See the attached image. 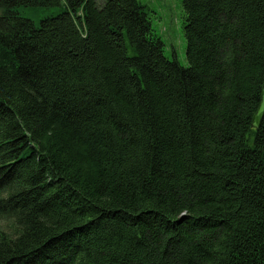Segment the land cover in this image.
<instances>
[{"label":"trees","instance_id":"obj_1","mask_svg":"<svg viewBox=\"0 0 264 264\" xmlns=\"http://www.w3.org/2000/svg\"><path fill=\"white\" fill-rule=\"evenodd\" d=\"M0 0V264H264V0Z\"/></svg>","mask_w":264,"mask_h":264},{"label":"rangeland","instance_id":"obj_2","mask_svg":"<svg viewBox=\"0 0 264 264\" xmlns=\"http://www.w3.org/2000/svg\"><path fill=\"white\" fill-rule=\"evenodd\" d=\"M149 10L152 28L164 42V53L183 66L188 64L186 44L182 34L180 0H139Z\"/></svg>","mask_w":264,"mask_h":264},{"label":"water","instance_id":"obj_3","mask_svg":"<svg viewBox=\"0 0 264 264\" xmlns=\"http://www.w3.org/2000/svg\"><path fill=\"white\" fill-rule=\"evenodd\" d=\"M263 116H264V84L262 85V88H261V99H260L259 105L252 117L251 126L254 129L259 128Z\"/></svg>","mask_w":264,"mask_h":264}]
</instances>
